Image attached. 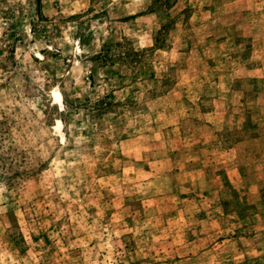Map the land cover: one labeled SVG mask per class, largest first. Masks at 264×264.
I'll return each instance as SVG.
<instances>
[{"label":"rangeland","instance_id":"obj_1","mask_svg":"<svg viewBox=\"0 0 264 264\" xmlns=\"http://www.w3.org/2000/svg\"><path fill=\"white\" fill-rule=\"evenodd\" d=\"M0 264H264V0H0Z\"/></svg>","mask_w":264,"mask_h":264},{"label":"bare ground","instance_id":"obj_2","mask_svg":"<svg viewBox=\"0 0 264 264\" xmlns=\"http://www.w3.org/2000/svg\"><path fill=\"white\" fill-rule=\"evenodd\" d=\"M54 95H55L56 101L61 102V98H62L61 94L58 91H55ZM60 126L61 125L59 124L58 128H60Z\"/></svg>","mask_w":264,"mask_h":264}]
</instances>
